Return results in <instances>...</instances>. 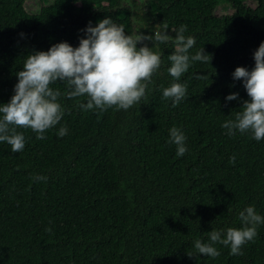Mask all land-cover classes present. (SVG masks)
<instances>
[{
  "label": "trees",
  "instance_id": "trees-1",
  "mask_svg": "<svg viewBox=\"0 0 264 264\" xmlns=\"http://www.w3.org/2000/svg\"><path fill=\"white\" fill-rule=\"evenodd\" d=\"M133 9L117 0H0V103L14 94L27 55L63 41L77 46L84 34L75 27L106 16L129 31L143 21L175 35L185 25L195 38L189 54L204 47L209 55L180 77L186 96L175 107L162 98L174 79L171 42L159 45L161 66L128 110L84 111L85 96L68 98L66 84H51L61 121L44 139L17 128L20 152L0 142V264H264V224L240 255L219 243L215 258L193 247L211 230L242 227L247 206L264 216V139L221 127L249 99L232 73L255 65L264 0H146ZM233 92L238 100L226 102ZM173 126L187 137L183 156L168 142Z\"/></svg>",
  "mask_w": 264,
  "mask_h": 264
},
{
  "label": "clouds",
  "instance_id": "clouds-1",
  "mask_svg": "<svg viewBox=\"0 0 264 264\" xmlns=\"http://www.w3.org/2000/svg\"><path fill=\"white\" fill-rule=\"evenodd\" d=\"M123 2L130 3V0ZM145 2L136 0L138 5ZM146 28L148 23L140 21L133 31L126 32L121 24L106 16L95 26L89 22L82 29L84 35L77 46L63 41L46 51L37 50L27 55L22 70L16 72L14 94L7 103H0V142L10 145L12 152H20L25 147V136L17 128L31 129L36 133V139H44L45 131L61 121L64 114L58 102L61 93L50 87L57 81L67 85L68 98H87L80 104L84 111H104L111 107L128 110L145 96L153 74L161 66L163 50L159 45L169 42L175 46V51L168 56L170 67L167 72L174 79L162 89V98L171 100L175 107L186 96L185 84L178 82L180 77L192 62H206L209 55L204 47L189 54L195 38L185 35L188 31L185 25L179 26L175 35L159 26H154L150 29L151 34H147L142 31ZM253 59L255 65L251 70L238 66L232 73L234 80L242 82L249 99L243 102L235 119L224 121L221 127L229 136L237 131L241 134L250 132L259 142L264 139V41L254 51ZM238 98L239 94L233 92L225 97V101ZM168 132V142L176 146V155L183 156L187 151L186 135L176 126ZM67 133L66 126H61L57 132L59 137ZM234 161L235 157H230V163ZM33 179L46 180L47 177L37 175ZM239 218L240 228L211 230L207 242L195 239V251L215 258L220 253L214 245L219 243L229 247L232 255L242 254V246L254 239L257 227L264 224V216L253 206H247L239 212Z\"/></svg>",
  "mask_w": 264,
  "mask_h": 264
},
{
  "label": "rangeland",
  "instance_id": "rangeland-1",
  "mask_svg": "<svg viewBox=\"0 0 264 264\" xmlns=\"http://www.w3.org/2000/svg\"><path fill=\"white\" fill-rule=\"evenodd\" d=\"M227 7H228V5H227ZM227 9H228V8H227ZM162 13H163L164 15L170 17V16H172V14H173V10H171V9H163V10H162ZM86 26H87V25H85V26H84V25H82V26H76V27H75V33H76L77 35H82V34H84L83 31H82V29H84ZM150 29H151V28L148 27V28H146V29H142V31L145 32V33H147V34H151ZM125 31H126V32H131V31H129L128 29H125Z\"/></svg>",
  "mask_w": 264,
  "mask_h": 264
},
{
  "label": "flooded vegetation",
  "instance_id": "flooded-vegetation-1",
  "mask_svg": "<svg viewBox=\"0 0 264 264\" xmlns=\"http://www.w3.org/2000/svg\"><path fill=\"white\" fill-rule=\"evenodd\" d=\"M117 2H121V4H129L130 7H132V9H133L134 4L136 3V0H130V3H124L123 0H117Z\"/></svg>",
  "mask_w": 264,
  "mask_h": 264
}]
</instances>
